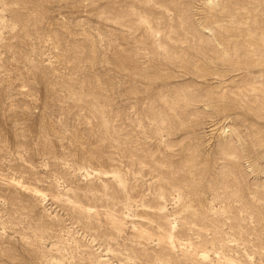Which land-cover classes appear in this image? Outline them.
I'll return each instance as SVG.
<instances>
[{
	"label": "rangeland",
	"instance_id": "1",
	"mask_svg": "<svg viewBox=\"0 0 264 264\" xmlns=\"http://www.w3.org/2000/svg\"><path fill=\"white\" fill-rule=\"evenodd\" d=\"M263 43L264 0H0V264H264Z\"/></svg>",
	"mask_w": 264,
	"mask_h": 264
},
{
	"label": "bare ground",
	"instance_id": "2",
	"mask_svg": "<svg viewBox=\"0 0 264 264\" xmlns=\"http://www.w3.org/2000/svg\"><path fill=\"white\" fill-rule=\"evenodd\" d=\"M264 44V43H263ZM89 172V171H88ZM42 193V192H41ZM37 194H40V192L37 191ZM42 196V194L40 195V197ZM87 212H89V210H87Z\"/></svg>",
	"mask_w": 264,
	"mask_h": 264
}]
</instances>
